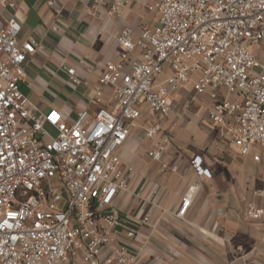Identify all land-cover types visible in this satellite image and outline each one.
I'll return each mask as SVG.
<instances>
[{"label":"built area","instance_id":"2783aa9c","mask_svg":"<svg viewBox=\"0 0 264 264\" xmlns=\"http://www.w3.org/2000/svg\"><path fill=\"white\" fill-rule=\"evenodd\" d=\"M132 2L94 0L93 14L107 8L113 18ZM0 6L15 8L9 0ZM146 9L159 12L158 25L116 33L119 61L104 67L91 100L97 109L72 122L22 94L37 46L20 42L15 17L0 19V264H139L138 230L115 208L134 171L119 150L147 111V156L161 172H176L165 162L173 143L158 118L174 111V95L190 82L214 100L208 117L222 136L242 156L264 161V0H154ZM64 70L71 85L82 84L75 68ZM191 164L211 178L202 157ZM198 189L188 188L178 218ZM246 218L263 220L264 208L249 204Z\"/></svg>","mask_w":264,"mask_h":264},{"label":"crops","instance_id":"0c3cea01","mask_svg":"<svg viewBox=\"0 0 264 264\" xmlns=\"http://www.w3.org/2000/svg\"><path fill=\"white\" fill-rule=\"evenodd\" d=\"M9 1L15 8L0 6L1 22L15 17L22 26L20 42L37 46L26 61L20 91L41 112L56 108L72 122L82 110L93 114L97 109L91 100L104 67L119 61L116 33L125 27L139 32L149 24L134 13L133 5L143 2L146 9L154 0H133L113 18L107 8L94 15V0ZM68 67L82 81L72 91L64 86L71 85L64 70ZM110 96L106 89L105 100ZM174 99V111L158 121L173 143L165 162L177 167L176 172H161L159 163L148 158L153 141L146 136L145 111L119 150L123 165L134 171L115 208L123 222L138 230L139 264H264V219L246 218L249 204L264 208V161L242 156L222 136V128L208 117L214 100L196 94L192 82ZM196 156L202 157L211 178L196 173L191 164ZM194 184L198 192L186 215L178 218L182 199ZM145 216L150 217L146 226L140 223Z\"/></svg>","mask_w":264,"mask_h":264},{"label":"rangeland","instance_id":"374dc122","mask_svg":"<svg viewBox=\"0 0 264 264\" xmlns=\"http://www.w3.org/2000/svg\"><path fill=\"white\" fill-rule=\"evenodd\" d=\"M148 3V2H147ZM135 4V3H134ZM143 2H138L137 4L133 5V11L136 15L142 16L144 19V22L149 23L150 25H152L153 27H156L158 25L159 22V12H157V10H153V11H149L146 10L144 8L145 5H143ZM67 90H75V88L73 87V85H65ZM146 114V116H148V112L145 111L144 112ZM48 129V128H47ZM51 132V130H49Z\"/></svg>","mask_w":264,"mask_h":264}]
</instances>
